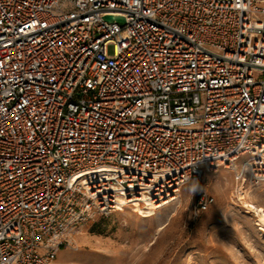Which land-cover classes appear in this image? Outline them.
Segmentation results:
<instances>
[{
	"label": "built area",
	"instance_id": "2783aa9c",
	"mask_svg": "<svg viewBox=\"0 0 264 264\" xmlns=\"http://www.w3.org/2000/svg\"><path fill=\"white\" fill-rule=\"evenodd\" d=\"M220 168L264 182V0H0V264Z\"/></svg>",
	"mask_w": 264,
	"mask_h": 264
},
{
	"label": "rangeland",
	"instance_id": "374dc122",
	"mask_svg": "<svg viewBox=\"0 0 264 264\" xmlns=\"http://www.w3.org/2000/svg\"><path fill=\"white\" fill-rule=\"evenodd\" d=\"M203 185L214 200L202 211L195 208L196 186L187 183L180 199L150 216L128 205L94 214L53 264H264V230L253 201L238 194L241 186H261L256 199L264 206V182L243 183L234 170L220 168L207 171ZM164 188L166 197L177 194Z\"/></svg>",
	"mask_w": 264,
	"mask_h": 264
},
{
	"label": "bare ground",
	"instance_id": "6f19581e",
	"mask_svg": "<svg viewBox=\"0 0 264 264\" xmlns=\"http://www.w3.org/2000/svg\"><path fill=\"white\" fill-rule=\"evenodd\" d=\"M262 187L256 185L253 188L244 189L243 186H241L240 192L238 193L241 198L249 197L253 202L251 203V206L254 207L257 214V223L260 225V228L264 230V206L261 205V203L256 199V193L261 192ZM175 192L177 194H173L170 197H166V194L157 193V197H151L149 194L143 193L140 196H136L134 198L127 199L124 195H119V201L117 203V210H124L125 207L128 205L129 207L134 208L135 210H138V213L143 216H150L156 212L157 208H160L166 204H168L170 201L174 199H180L182 197V193L180 191V188H178ZM171 194V193H169ZM141 201L144 202V205H142ZM243 201H248V199H245Z\"/></svg>",
	"mask_w": 264,
	"mask_h": 264
}]
</instances>
